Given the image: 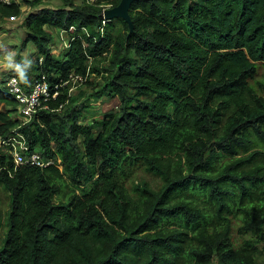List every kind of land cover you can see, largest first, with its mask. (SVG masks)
<instances>
[{
  "label": "trees",
  "instance_id": "obj_1",
  "mask_svg": "<svg viewBox=\"0 0 264 264\" xmlns=\"http://www.w3.org/2000/svg\"><path fill=\"white\" fill-rule=\"evenodd\" d=\"M120 1L25 17L34 78L92 85L93 72L122 102L82 124L64 85L19 125L0 91L1 136L17 127L54 160L0 154V264H264V0H135L132 32L123 17L103 25ZM23 3L41 0L0 1V20ZM50 27L69 31L61 59Z\"/></svg>",
  "mask_w": 264,
  "mask_h": 264
},
{
  "label": "rangeland",
  "instance_id": "obj_2",
  "mask_svg": "<svg viewBox=\"0 0 264 264\" xmlns=\"http://www.w3.org/2000/svg\"><path fill=\"white\" fill-rule=\"evenodd\" d=\"M84 1V0H83ZM54 3L49 7H54ZM43 7L41 4L37 7L32 6L22 10L20 16L14 18V20L5 19L0 20V91L4 93L5 86L8 79L12 76H16L19 83L24 89H29L32 85L33 78L37 71L34 66L37 60L40 62L43 57L38 59L39 49L33 42L24 43L26 37V22L25 17L29 11H36ZM47 7V6H45ZM50 31L53 34V39L50 43L52 54L56 58H63L68 47L70 38L69 31H62L61 28H51ZM93 62L89 60V65ZM19 65V68H17ZM89 80L92 85H87L82 80L73 79L66 86L67 91H70V96L78 98V102L82 103L80 110V123L89 124L94 120H101L106 117L107 114L119 111L121 98L109 89H101V85L104 84V80L101 75L93 72L89 75ZM26 82V85H24ZM69 89V90H68ZM100 90V92H97ZM97 93V94H95ZM80 105V104H79ZM11 105L5 104L0 101V110L9 109ZM11 116L13 118L23 119L17 110H12ZM21 123V121L19 122ZM20 125V124H19ZM3 137L0 134V154L10 153L11 149L9 145H4L1 140ZM9 197L8 194L2 190L0 191V208L3 211V216L8 209ZM260 248L264 249V244H260Z\"/></svg>",
  "mask_w": 264,
  "mask_h": 264
},
{
  "label": "built area",
  "instance_id": "obj_3",
  "mask_svg": "<svg viewBox=\"0 0 264 264\" xmlns=\"http://www.w3.org/2000/svg\"><path fill=\"white\" fill-rule=\"evenodd\" d=\"M4 3H10L16 0H0ZM88 3H95L102 0H85ZM104 10L106 8L112 7L111 4H103ZM103 25L106 24L108 19L104 16L103 11ZM104 26L101 28L103 31ZM71 29H75L73 26ZM62 31H68L67 29H61ZM68 42V46H69ZM42 62V61H40ZM84 81V78L80 74L72 73L70 78L67 80H62L60 83H51L45 74H41L39 77L34 78L32 85L29 89H24L19 83L16 76H12L8 79L7 85L5 86L4 93L14 97L18 101L17 109L18 113L23 117L20 119L21 124H25L27 121L31 120L33 115L37 110L43 106L44 102L48 101L50 98H55L59 94V88L68 85L71 80L79 79ZM69 90V89H68ZM70 95V91L68 92ZM19 119V118H18ZM19 126V125H18ZM1 142L4 145H9L16 165L33 164L39 166H47L53 163V159L44 158L42 153L38 150H31L29 144L27 143L26 137L23 132L17 130V127L12 128L11 134L7 138H3Z\"/></svg>",
  "mask_w": 264,
  "mask_h": 264
},
{
  "label": "water",
  "instance_id": "obj_4",
  "mask_svg": "<svg viewBox=\"0 0 264 264\" xmlns=\"http://www.w3.org/2000/svg\"><path fill=\"white\" fill-rule=\"evenodd\" d=\"M135 0H121L119 4L106 8L104 16L106 19L111 20L114 17H123L130 25V32L134 30V24L130 15V8Z\"/></svg>",
  "mask_w": 264,
  "mask_h": 264
},
{
  "label": "crops",
  "instance_id": "obj_5",
  "mask_svg": "<svg viewBox=\"0 0 264 264\" xmlns=\"http://www.w3.org/2000/svg\"><path fill=\"white\" fill-rule=\"evenodd\" d=\"M76 2H78V3H80L81 1H83V0H75ZM54 3V7H57V6H60V5H62L63 4V0H41V5L43 6V7H45V6H47V7H49L50 6V4H53ZM30 8L31 6L30 5H28V4H25V3H23L22 4V9L24 10V9H26V8ZM33 8V7H32ZM32 11V10H31ZM31 11H29L28 13H30ZM14 18H16V17H6V18H4L6 21H10L9 19H11V20H14ZM25 22H26V20H25ZM4 110H6V109H4Z\"/></svg>",
  "mask_w": 264,
  "mask_h": 264
},
{
  "label": "clouds",
  "instance_id": "obj_6",
  "mask_svg": "<svg viewBox=\"0 0 264 264\" xmlns=\"http://www.w3.org/2000/svg\"><path fill=\"white\" fill-rule=\"evenodd\" d=\"M17 68H19V65H17Z\"/></svg>",
  "mask_w": 264,
  "mask_h": 264
}]
</instances>
